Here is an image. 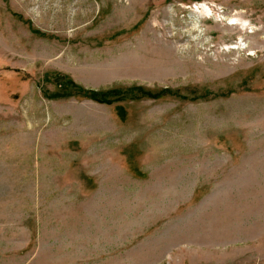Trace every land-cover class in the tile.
<instances>
[{"label": "rangeland", "instance_id": "374dc122", "mask_svg": "<svg viewBox=\"0 0 264 264\" xmlns=\"http://www.w3.org/2000/svg\"><path fill=\"white\" fill-rule=\"evenodd\" d=\"M0 264H264V0H0Z\"/></svg>", "mask_w": 264, "mask_h": 264}, {"label": "trees", "instance_id": "16d2710c", "mask_svg": "<svg viewBox=\"0 0 264 264\" xmlns=\"http://www.w3.org/2000/svg\"><path fill=\"white\" fill-rule=\"evenodd\" d=\"M131 88H140V86H135V85H132ZM115 89H109L107 91H89V97H91L92 99L96 100V101H99V102H110L109 99L105 98V96L110 92V91H113Z\"/></svg>", "mask_w": 264, "mask_h": 264}, {"label": "water", "instance_id": "95a60500", "mask_svg": "<svg viewBox=\"0 0 264 264\" xmlns=\"http://www.w3.org/2000/svg\"><path fill=\"white\" fill-rule=\"evenodd\" d=\"M64 78V76H61V77H59L57 80H62Z\"/></svg>", "mask_w": 264, "mask_h": 264}]
</instances>
